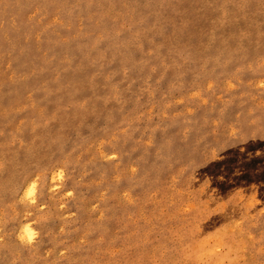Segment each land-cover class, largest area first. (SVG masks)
Here are the masks:
<instances>
[{
	"label": "rangeland",
	"instance_id": "1",
	"mask_svg": "<svg viewBox=\"0 0 264 264\" xmlns=\"http://www.w3.org/2000/svg\"><path fill=\"white\" fill-rule=\"evenodd\" d=\"M0 264H264V0H0Z\"/></svg>",
	"mask_w": 264,
	"mask_h": 264
},
{
	"label": "bare ground",
	"instance_id": "2",
	"mask_svg": "<svg viewBox=\"0 0 264 264\" xmlns=\"http://www.w3.org/2000/svg\"><path fill=\"white\" fill-rule=\"evenodd\" d=\"M237 18V17H236ZM153 21V20H152ZM158 21V20H157ZM119 57V56H118ZM122 57V56H121ZM7 100V99H6ZM8 101V100H7Z\"/></svg>",
	"mask_w": 264,
	"mask_h": 264
}]
</instances>
